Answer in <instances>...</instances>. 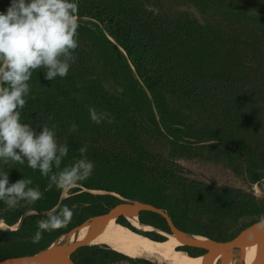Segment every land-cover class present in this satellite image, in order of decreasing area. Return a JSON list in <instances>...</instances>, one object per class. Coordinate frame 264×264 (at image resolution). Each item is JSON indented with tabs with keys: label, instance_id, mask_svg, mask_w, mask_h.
Wrapping results in <instances>:
<instances>
[{
	"label": "trees",
	"instance_id": "1",
	"mask_svg": "<svg viewBox=\"0 0 264 264\" xmlns=\"http://www.w3.org/2000/svg\"><path fill=\"white\" fill-rule=\"evenodd\" d=\"M10 2H0V13ZM76 2V62L65 78L47 81L44 70L33 73L21 122L36 131L55 126L58 142L66 141L69 148L61 169L80 158L78 149L85 143L95 168L79 187L64 193L26 162L0 163L10 183L31 179V187L44 194L35 205L15 209L0 201L5 225L0 260L33 255L123 201L161 209L178 232L215 242L228 241L263 218L264 0ZM90 107L104 116L101 124L90 120ZM179 160L223 168L247 192L194 178ZM65 205L73 210L71 222L33 243L37 221ZM115 222L139 232L122 216ZM137 222L168 233L154 213L138 212ZM180 250L189 256L203 253ZM69 259L73 264H151L105 245L77 248Z\"/></svg>",
	"mask_w": 264,
	"mask_h": 264
},
{
	"label": "clouds",
	"instance_id": "2",
	"mask_svg": "<svg viewBox=\"0 0 264 264\" xmlns=\"http://www.w3.org/2000/svg\"><path fill=\"white\" fill-rule=\"evenodd\" d=\"M146 8L158 11L151 6ZM77 13L76 0H11L6 12L0 13V163L26 162L48 179L50 187L64 193L92 175L95 163L88 159L87 143L78 149L80 158L61 169L69 152L67 142H58L54 125L50 128L45 124L36 131L30 124L22 123L21 110L29 97L28 82L34 72L44 70L47 81L65 78L76 62ZM89 118L96 125L104 120L92 107ZM32 183L26 178L10 183L9 172L0 170V201L9 209L35 205L44 194L38 187H31ZM73 214L67 205L50 211L46 219L37 221L32 242L39 243L44 232L69 224ZM258 227H264V220Z\"/></svg>",
	"mask_w": 264,
	"mask_h": 264
},
{
	"label": "bare ground",
	"instance_id": "3",
	"mask_svg": "<svg viewBox=\"0 0 264 264\" xmlns=\"http://www.w3.org/2000/svg\"><path fill=\"white\" fill-rule=\"evenodd\" d=\"M101 193L99 191H91V193ZM125 220L131 227L142 233H149L151 230L157 232L164 237L162 242L153 241L141 234L131 231L130 229L123 227L115 222L112 218L101 230V220L96 218L94 220H87L70 233L64 235L65 242L60 244L56 239L52 246H66L72 245L74 242L81 241L85 238L90 231V234H97L90 242L89 245H105L112 251L123 254L131 259L141 258L149 260L154 264H205L210 254L203 256L192 257L186 255L184 252L176 251L181 245L175 238L168 233H164L159 230H154L150 226H141L132 211L122 212ZM2 224L0 223V226ZM5 226V225H4ZM62 237V236H60ZM179 238L183 241L196 239L203 241L204 237L194 235H179ZM179 250V249H178ZM236 250V251H235ZM54 254L65 257L66 251L61 249H55ZM257 253L254 247L243 248L239 245L233 249L231 253V261H240L241 264H250ZM229 262V264L231 263Z\"/></svg>",
	"mask_w": 264,
	"mask_h": 264
},
{
	"label": "water",
	"instance_id": "4",
	"mask_svg": "<svg viewBox=\"0 0 264 264\" xmlns=\"http://www.w3.org/2000/svg\"><path fill=\"white\" fill-rule=\"evenodd\" d=\"M199 175L206 179L201 173ZM236 191L243 192V190L241 189H236ZM126 211H132V214H134L136 218L137 213L141 211L151 212L160 216L164 220L168 228V234H171L175 238V240L179 242L181 247H189L203 251V253L193 255L192 257L210 254V258L205 264H229V262L231 261V253L233 249H235V247L239 245H242L243 248L254 247L257 250L255 257L250 262V264H264V227H258V225H260L261 220H264V217L261 218L259 221L254 222L248 227L244 228L232 239L225 242H215L207 238H204L203 241H199L196 239L183 241L179 238V235L184 234L178 232L175 229L170 218L164 211L155 208L149 204L137 202L133 203L123 201L110 208L105 214L88 220H94L96 218L101 220V230H99L100 233L102 231V228L112 218L116 220L119 216L125 217L122 212ZM97 234H90L89 231L85 238H83L81 241L74 242L72 245L54 247L52 246V244H50L45 249L33 255L5 258L3 260H0V264H73L72 261L69 259V254H71L77 248L88 246L89 242L95 236H97ZM55 249H61L63 251H66L67 255L65 257L58 256L53 252ZM182 252L187 255L185 251Z\"/></svg>",
	"mask_w": 264,
	"mask_h": 264
},
{
	"label": "rangeland",
	"instance_id": "5",
	"mask_svg": "<svg viewBox=\"0 0 264 264\" xmlns=\"http://www.w3.org/2000/svg\"><path fill=\"white\" fill-rule=\"evenodd\" d=\"M8 2L9 0H0V2ZM179 10H184L187 12H194L192 10V8H186V7H179ZM196 15V14H195ZM197 16V15H196ZM179 164H181L183 167L188 168L189 170H191L194 173V178H197L199 180H203L205 182H207L210 185H230V186H240L239 189L244 190L246 188V186L244 184H242L239 180L235 179L233 176H231L226 170H224L223 168H220L218 166H212V165H208L205 163H200L197 162L196 160H179L178 161ZM202 174L206 179H204L203 177H201L199 174ZM196 175V176H195ZM209 180V181H208ZM253 188V192L257 193V191L255 190L254 187ZM243 192H247L246 190ZM95 193V192H94ZM97 194H103L102 193H97ZM65 195L63 194V197ZM0 227H4V225H1ZM149 233H156L157 232L151 230ZM58 242L60 244H64L66 243L65 241V237L64 235L62 237H59ZM141 259V258H138ZM145 260V259H142ZM151 264H154L153 262L146 260ZM230 264H241L240 261H231Z\"/></svg>",
	"mask_w": 264,
	"mask_h": 264
},
{
	"label": "flooded vegetation",
	"instance_id": "6",
	"mask_svg": "<svg viewBox=\"0 0 264 264\" xmlns=\"http://www.w3.org/2000/svg\"><path fill=\"white\" fill-rule=\"evenodd\" d=\"M164 233H166V232H164ZM160 236H161V235H160ZM162 237H163V236H162ZM163 238H164V237H163ZM163 240H164V239H163ZM109 249H110V248H109ZM178 249H179V250H178ZM178 249H176V251H181L180 248H178ZM181 252H182V251H181Z\"/></svg>",
	"mask_w": 264,
	"mask_h": 264
},
{
	"label": "crops",
	"instance_id": "7",
	"mask_svg": "<svg viewBox=\"0 0 264 264\" xmlns=\"http://www.w3.org/2000/svg\"><path fill=\"white\" fill-rule=\"evenodd\" d=\"M137 219V218H136Z\"/></svg>",
	"mask_w": 264,
	"mask_h": 264
}]
</instances>
